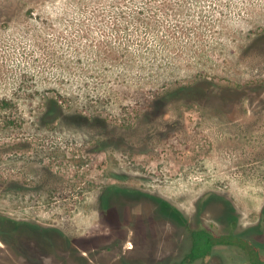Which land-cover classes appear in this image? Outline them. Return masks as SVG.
<instances>
[{"label":"rangeland","instance_id":"obj_1","mask_svg":"<svg viewBox=\"0 0 264 264\" xmlns=\"http://www.w3.org/2000/svg\"><path fill=\"white\" fill-rule=\"evenodd\" d=\"M112 189L216 233L264 226V0H0V237L22 264H182L184 220L103 208Z\"/></svg>","mask_w":264,"mask_h":264},{"label":"flooded vegetation","instance_id":"obj_2","mask_svg":"<svg viewBox=\"0 0 264 264\" xmlns=\"http://www.w3.org/2000/svg\"><path fill=\"white\" fill-rule=\"evenodd\" d=\"M108 195V196H107ZM104 197L103 201L107 202V205H103V208L109 207L108 204L111 203L112 199L118 198L121 203L126 204V200H129L132 197L136 198H144V197H151L152 202L155 205V212L156 216L164 221V223L179 227L182 223L181 220L183 218L184 213L179 209V207L173 205L170 201L166 199H162L163 197L153 195L152 193H143L142 191H124V190H108V194ZM126 199V200H122ZM228 214H231L227 210ZM226 213V214H227ZM125 208L122 205H119L116 215H117V223L112 222L111 227L112 229H120V230H129L127 233L128 239L133 238L134 226L132 223L127 224L126 222L120 220V217L125 215ZM127 215V214H126ZM120 216V217H119ZM185 216V215H184ZM186 218V217H185ZM187 219V218H186ZM188 220V219H187ZM185 223L183 228L186 229L188 232L187 242L188 248L187 252L183 256L182 264H197V263H206L209 258L214 256L215 250L217 247H227L233 249L237 254V256L241 259L242 264H264V237L261 236L264 234V226L259 228L253 227H240L236 220L233 222L226 223L224 227L223 233H216L213 229L214 227L208 226H200V227H192L188 225V223L184 220ZM30 228L34 229H43L40 225H31L30 223H25ZM162 224V223H151L147 226L149 229L148 237L151 241L154 240V236L156 239L158 238L157 235L154 234V227L153 225ZM263 223H261L262 225ZM4 230V229H3ZM8 235H15V230L13 228H8L4 230ZM126 233V232H125ZM198 233V234H197ZM144 234L147 233L144 231ZM159 234V233H158ZM201 234V235H200ZM198 237L202 238L201 246H199V250L196 251V242ZM6 238V237H5ZM125 239L119 238L117 241H114V245L120 246ZM195 243V246H194ZM158 244V243H157ZM209 246V247H208ZM166 255V254H165ZM127 253H123L120 255L119 259H126ZM7 257V258H4ZM16 257V258H15ZM169 260L174 261L176 260L173 255H168ZM128 258V257H127ZM6 259V260H3ZM22 264L26 261V258L22 255H18L15 253V249L8 244V242L3 238L0 237V264ZM32 261V260H31ZM35 261V259H33ZM32 261V262H33ZM177 261V260H176ZM211 261V260H210ZM38 262V261H35Z\"/></svg>","mask_w":264,"mask_h":264},{"label":"trees","instance_id":"obj_3","mask_svg":"<svg viewBox=\"0 0 264 264\" xmlns=\"http://www.w3.org/2000/svg\"><path fill=\"white\" fill-rule=\"evenodd\" d=\"M199 89L195 86H183L179 89H174L172 91H169L167 94H166V97L167 99L169 98H174L176 96H179L180 93H185V94H188L190 92H196L198 91ZM198 234V233H197ZM201 235V234H200ZM201 242H202V238L198 237L197 239V242H196V247H195V250L198 251L199 250V246H201ZM194 246H195V243H194ZM209 247V246H208Z\"/></svg>","mask_w":264,"mask_h":264},{"label":"water","instance_id":"obj_4","mask_svg":"<svg viewBox=\"0 0 264 264\" xmlns=\"http://www.w3.org/2000/svg\"><path fill=\"white\" fill-rule=\"evenodd\" d=\"M82 255H84L85 256V254L84 253H81ZM71 255V254H70ZM79 255H77V254H75L74 256L73 255H71V257H73V258H77Z\"/></svg>","mask_w":264,"mask_h":264}]
</instances>
